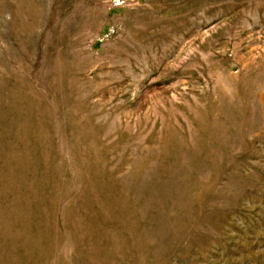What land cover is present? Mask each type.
<instances>
[{
	"label": "rangeland",
	"instance_id": "1",
	"mask_svg": "<svg viewBox=\"0 0 264 264\" xmlns=\"http://www.w3.org/2000/svg\"><path fill=\"white\" fill-rule=\"evenodd\" d=\"M0 264H264V0H0Z\"/></svg>",
	"mask_w": 264,
	"mask_h": 264
}]
</instances>
